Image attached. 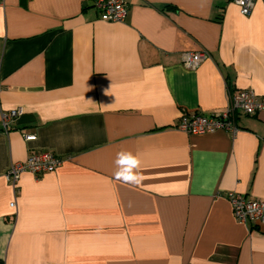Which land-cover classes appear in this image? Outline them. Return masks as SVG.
I'll use <instances>...</instances> for the list:
<instances>
[{
  "label": "crops",
  "instance_id": "1",
  "mask_svg": "<svg viewBox=\"0 0 264 264\" xmlns=\"http://www.w3.org/2000/svg\"><path fill=\"white\" fill-rule=\"evenodd\" d=\"M123 1L122 23L91 0L0 3V259L264 264V225L237 221L226 198H264V110L236 113L230 132L176 127L236 91L264 96V0L248 16L232 0ZM45 151L62 159L54 172L6 179ZM121 152L139 160V183L115 175Z\"/></svg>",
  "mask_w": 264,
  "mask_h": 264
},
{
  "label": "built area",
  "instance_id": "2",
  "mask_svg": "<svg viewBox=\"0 0 264 264\" xmlns=\"http://www.w3.org/2000/svg\"><path fill=\"white\" fill-rule=\"evenodd\" d=\"M2 0H0L1 3ZM101 21L122 23L126 19L127 7L123 0H91ZM243 16H248L254 0H232ZM207 56L204 51L185 52L181 64L185 69L193 70ZM264 110V96H258L252 90H239L228 94L225 109L218 115L204 116L201 114H182L176 127L189 134L200 135L217 130L230 132L235 130L234 116L236 113L255 115ZM21 109L11 110L2 116V126L6 127L8 119L21 114ZM23 139L35 140L33 135H23ZM62 164V159L51 152L30 153L25 161L11 164L6 170V179L15 184L20 174L28 172L38 178L45 173L54 172ZM226 198L235 219L241 223L264 225V198L250 199L236 192H228ZM11 203L10 206H13Z\"/></svg>",
  "mask_w": 264,
  "mask_h": 264
},
{
  "label": "clouds",
  "instance_id": "3",
  "mask_svg": "<svg viewBox=\"0 0 264 264\" xmlns=\"http://www.w3.org/2000/svg\"><path fill=\"white\" fill-rule=\"evenodd\" d=\"M74 140L79 143L84 142L83 136L74 137ZM125 161L128 163H125ZM115 164V175L119 179L132 184L141 181L142 176L136 171L140 166V162L131 152L118 153Z\"/></svg>",
  "mask_w": 264,
  "mask_h": 264
},
{
  "label": "trees",
  "instance_id": "4",
  "mask_svg": "<svg viewBox=\"0 0 264 264\" xmlns=\"http://www.w3.org/2000/svg\"><path fill=\"white\" fill-rule=\"evenodd\" d=\"M0 264H4V262H3V260H2V259H0Z\"/></svg>",
  "mask_w": 264,
  "mask_h": 264
}]
</instances>
